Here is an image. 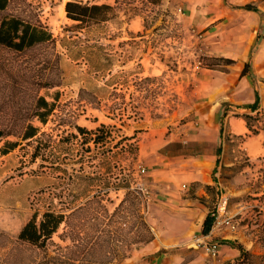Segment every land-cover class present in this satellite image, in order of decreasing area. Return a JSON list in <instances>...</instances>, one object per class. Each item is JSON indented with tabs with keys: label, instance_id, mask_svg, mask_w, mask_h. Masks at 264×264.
Listing matches in <instances>:
<instances>
[{
	"label": "rangeland",
	"instance_id": "obj_1",
	"mask_svg": "<svg viewBox=\"0 0 264 264\" xmlns=\"http://www.w3.org/2000/svg\"><path fill=\"white\" fill-rule=\"evenodd\" d=\"M67 1L12 0L0 10V20L40 19L57 40L56 48L24 51L0 44V126L14 125L15 133L0 141V264L41 259L44 250L20 246L17 238L34 215L39 221L49 209L67 216L47 244L51 255L83 264H187L195 257L215 264L221 256L193 243L206 234L203 225L196 230L171 204L178 180L191 171H180L162 153L192 158L205 151L202 143L176 140L198 126L204 101L198 73L206 67L203 58L218 55L207 54L203 32L188 24L182 0H83L115 6L110 20L83 28L67 16ZM41 97L53 108L46 124L34 117L48 109L36 107ZM28 123L40 131L23 139ZM251 123L264 139V113ZM102 124L108 128L96 145L92 131ZM224 139L213 172L217 184L201 203L208 215L223 193L222 206L238 229H223L215 240L233 235L232 242L263 254L264 154L248 156L244 136L226 132ZM9 141L16 145L4 153ZM136 187L143 193L138 207L154 233L150 242L134 238L130 200L114 214Z\"/></svg>",
	"mask_w": 264,
	"mask_h": 264
},
{
	"label": "crops",
	"instance_id": "obj_2",
	"mask_svg": "<svg viewBox=\"0 0 264 264\" xmlns=\"http://www.w3.org/2000/svg\"><path fill=\"white\" fill-rule=\"evenodd\" d=\"M246 4H252L255 9L245 8ZM182 7L188 24L203 32L207 54L235 60L227 70L204 67L198 73L204 98L197 110L198 126L189 128L187 136L176 141L202 143L205 151L192 158L183 152L174 156L162 153L163 160L174 159L168 163L178 164L180 171H191L189 176L178 180V194L171 198V204L176 211L188 214L190 225L199 230L207 216V207L201 199L209 196L207 185L217 184L213 172L220 158L217 149L222 146L223 150L226 144V132L244 136L241 148L248 156L264 154L261 133H252L242 116L264 110V0H182ZM246 63L250 64L249 71L241 75ZM258 97V110H254L252 105ZM171 143L168 141L162 147ZM231 237L224 235L218 239V257H221L215 264H222L228 255L240 254L231 245ZM187 264L203 263L195 257Z\"/></svg>",
	"mask_w": 264,
	"mask_h": 264
},
{
	"label": "trees",
	"instance_id": "obj_3",
	"mask_svg": "<svg viewBox=\"0 0 264 264\" xmlns=\"http://www.w3.org/2000/svg\"><path fill=\"white\" fill-rule=\"evenodd\" d=\"M12 0H0V10H5ZM152 2L158 3L161 0H150ZM247 9H255L252 4H246L244 6ZM67 16L77 23V27H88L92 24L108 21L112 18L114 14L115 6L110 3H91L90 1L83 0H69L65 5ZM57 40L50 32V30L42 23L40 19H24L16 15H5L0 20V44L9 47L16 51H24L26 49L32 48L34 46L46 45L47 47L56 48ZM57 52V56H58ZM204 66L214 69L227 70L229 64L235 62L234 59L225 56H216L212 58H203ZM249 63H246L241 75L246 74L249 71ZM51 84V85H49ZM43 85L52 86L54 83L52 81H44ZM259 102V97L256 102L252 105L254 110H258L257 104ZM37 108H48L46 111H37L34 117H37L42 123L46 124L48 121V116L52 112V104H50L44 97H41L36 104ZM261 112L264 110H258L256 116L251 113H244L242 116L247 122L248 128L254 134H258L260 130L251 123V119L257 118ZM12 126L6 125L5 127L0 126V141L8 135L15 134L12 131ZM25 130L19 135L23 139H29L35 137L40 131L39 127L33 125V123H28L23 126ZM80 130H84L78 127ZM107 125L102 124L93 134L94 143L97 145L103 142V135L99 132L106 131ZM223 132V128H222ZM9 149L3 150V152H8L11 147L16 145L15 142L9 141ZM91 147H89V150ZM1 151V148H0ZM222 146L217 149V155H221ZM220 159H217V165H219ZM216 169L214 172H216ZM206 189L209 194L215 189V185H207ZM142 191L139 187L129 188L127 190L126 199L120 204L116 209L114 214L118 212L121 207H123L125 201L130 200L131 213L137 221V225L134 227V238L137 241L150 242L154 239V233L152 232L150 226L148 225L145 217L141 214L139 206V199L141 200ZM202 197L201 200H203ZM79 208V207H78ZM78 208H75V212ZM209 213L203 224V233H208L212 225V213ZM113 214V215H114ZM66 214L63 211L47 210L42 214L41 219L37 220V215H34L20 230L18 234V244L20 246H33L38 249L44 250L41 259L36 261H31L27 264H83L76 263V260L71 256L63 253H58L56 255H51L47 250V244L52 239L53 235L58 231L61 224L66 221ZM232 246L237 247L240 250V255L235 261H227L224 264H264V253L263 254H253L250 250L245 248L241 243L230 242ZM58 248L63 249L61 245ZM100 264H116L112 261L102 262Z\"/></svg>",
	"mask_w": 264,
	"mask_h": 264
},
{
	"label": "built area",
	"instance_id": "obj_4",
	"mask_svg": "<svg viewBox=\"0 0 264 264\" xmlns=\"http://www.w3.org/2000/svg\"><path fill=\"white\" fill-rule=\"evenodd\" d=\"M201 36V33H198ZM199 67L202 66V61L198 62ZM222 201L226 202V197L222 194L221 201L218 206L214 209L212 213V225L208 233L201 236H196L193 243L196 245L203 244L207 250V253L213 257H217L219 253V241L215 240L217 233L223 229H227L232 233L236 232L238 229V222L235 220L234 216L225 210L224 205L222 206Z\"/></svg>",
	"mask_w": 264,
	"mask_h": 264
}]
</instances>
